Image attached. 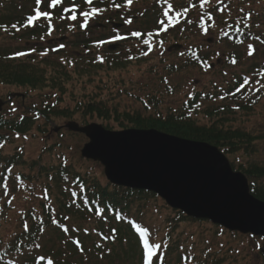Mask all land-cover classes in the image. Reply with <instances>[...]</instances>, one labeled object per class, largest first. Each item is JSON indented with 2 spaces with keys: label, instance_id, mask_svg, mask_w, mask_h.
Here are the masks:
<instances>
[{
  "label": "rangeland",
  "instance_id": "1",
  "mask_svg": "<svg viewBox=\"0 0 264 264\" xmlns=\"http://www.w3.org/2000/svg\"><path fill=\"white\" fill-rule=\"evenodd\" d=\"M8 1L0 0V18H3L4 22L9 20L11 14L22 21L26 20V17L33 13L36 4V0H16L14 3H11V0ZM222 2L228 3L229 11L217 12L218 16L214 19L213 28L208 31L199 26L197 18L200 8L193 10L190 13V18L194 21L193 25L185 27L184 24H181L178 28L171 30L169 32L171 34L167 37L169 40L166 43L162 42V46L161 41L155 38L151 42L155 47L154 51L146 50L148 59L145 62H139L142 57L138 51L144 48L139 42H122L115 45L114 48L102 47L99 50L94 49L91 53L82 48H75V42L83 39V36H80L81 31L77 25H74L75 21H62L61 19L54 23L57 31L49 39L37 44L34 42L26 44V40L21 39V32L14 34L1 30L0 53L7 52L6 56L9 57L20 51L34 49L35 55L33 56L41 61L51 58V53L56 51L54 48L63 44V55L52 57V61L55 63H60V57L66 55L69 57L83 55L87 61L103 56L106 60L118 59L127 62L125 68L116 71L103 69L85 78L72 75L68 93L63 98L60 97L63 99V103L60 104L62 109L73 108L74 98L87 100L89 95L90 98L96 96L97 101L104 102L109 108H117L120 112L139 113L143 116L157 115L158 113L166 116L183 105L186 106L187 101L191 100L194 95L203 93L210 94L208 100L205 99L204 103L200 102L202 109L206 111V109H214L217 106L220 108L228 107L230 104L234 105L235 103L228 99L224 100L223 96L235 87L236 79L239 80L242 75L249 76L251 82L255 84L258 82L257 85H261L263 88L258 93V95L262 94L260 100L255 101L257 103L253 106L252 111L241 113L239 116L225 115L224 118L234 121L227 123V126L249 134L254 137L255 141L247 148L250 151L249 154L244 153L242 149L241 152L235 153L233 156L230 155L228 159L236 170L242 173L253 166L264 169V78L260 79V77L254 76L260 72L259 69L263 68L264 43L250 40L235 45L221 40L225 24L229 22L243 23L248 20L246 18L248 13H253L255 18L251 16L250 20L254 19L255 23L259 24L256 33L264 34V0H222ZM153 3V0H140L131 8L121 9L120 14L115 9V11L103 14L93 21L91 27H95L97 23L105 27L93 29V32L95 35L107 38L114 32L122 34L158 30L160 26L153 13L146 15ZM217 3L220 2L211 0L207 8H210L209 6L216 7ZM183 6H189V2L186 1ZM205 6L207 5L205 4ZM116 15L119 17L116 18ZM130 18L133 19L130 24L127 23L121 29L113 28L112 23L122 24ZM146 23L150 26H145ZM165 23L167 24L166 20ZM62 29L64 30L59 32ZM205 30H207V34ZM55 38L56 40H53ZM176 44L183 48H171ZM248 45H252V49H254L252 55L248 54L251 51ZM107 50H111L112 53ZM191 51L195 53L194 58L196 55L208 56L210 68L202 69L190 55ZM230 58H235L236 63L229 64ZM254 66H257L258 71L254 72L256 69ZM54 93L56 92L51 90L39 94L28 93L18 87L0 84L3 115L8 120L14 119L15 115L18 117L19 115L32 116L34 111L50 104V97L52 100H56V97H53ZM13 109L15 110L13 111ZM191 116L193 117V113ZM196 118L201 125H206L209 122L204 114L197 115ZM70 122L71 120L62 119L48 123L42 119L26 135L0 131L1 135L6 136V142L3 147H0V152L3 155L12 156L20 154L28 163L41 160L42 165L49 167H58L61 164L73 166L79 173L96 177V180L106 186L108 181L104 175V167L100 163L82 158L81 151L89 141L84 135L70 132L66 128ZM89 123L100 124L109 131H121L114 118L107 122L97 118L89 119ZM16 170L12 180L6 186L4 199L12 202L9 219L3 230L5 236L8 237L20 227V221L28 204L33 202L32 205L36 206L39 203L36 199L40 198L41 194L45 195L44 189L48 187L50 181V179L38 177V169H36L34 172L37 183L26 186L17 184L16 174L23 173L28 176L33 175L34 172H30L28 167H18ZM260 185L264 188V180L260 182ZM138 205L137 203L135 209ZM140 205H143L145 225L159 233L156 238L159 241L164 235L165 226H169L166 222L175 214L161 200L151 199L147 204L142 202ZM173 233L174 239L178 237L183 242L193 245L198 255L208 253L211 257L220 260L222 264H264V255L262 254L264 241L262 239L236 236L232 232L201 221L183 223L175 228ZM66 254L67 257L70 256L68 252ZM70 262L71 264H121L110 261L108 258L97 257L89 251H87V255H84V258L75 255L70 259Z\"/></svg>",
  "mask_w": 264,
  "mask_h": 264
},
{
  "label": "trees",
  "instance_id": "2",
  "mask_svg": "<svg viewBox=\"0 0 264 264\" xmlns=\"http://www.w3.org/2000/svg\"><path fill=\"white\" fill-rule=\"evenodd\" d=\"M176 1L183 3V0ZM157 13L160 15L159 9ZM10 20L17 22L15 15H12ZM43 32L39 26L33 29L26 28L23 38L27 40L40 38ZM229 35L233 36L232 40L240 37L243 41H248L249 38H253V34L247 33L243 26L237 28L234 24L230 28ZM93 40H96V37L85 38L77 43L75 48L87 49ZM163 40L166 41V37ZM6 53H0L1 85L18 87L28 93L39 94L51 90L56 92L53 95L56 100L50 97V104L36 110L38 114L21 120L19 118L8 120L0 116V131L19 135L29 134L41 118L48 123L65 119L82 125H87L89 119L97 118L107 122L114 118L121 130L155 129L177 137L211 143L229 156L241 152L242 149L244 153L249 154L247 148L255 141L249 134L227 126V123L234 121H229L224 116H239L241 113L252 111L253 105L250 104V100L253 102L259 96L242 95L234 109L223 106L206 111H201L197 104L198 96L190 101L188 106L183 105L166 116L158 113L143 116L139 113L120 112L117 108H109L104 102L97 101L96 96L90 98L89 95L87 100L74 98L73 108L62 109L60 104L68 93L72 75L85 78L103 69L116 71L125 68L126 64L118 59H107L103 63L87 61L83 55L67 57L61 63H55L52 58L41 61L33 57L9 59ZM207 59L208 56L205 57V61ZM239 83H243V80L240 79ZM202 114L206 115L209 124H199L196 116ZM5 142L6 136L0 134V145ZM0 166H2L0 264H44L46 257L53 259L55 264H71V258L75 255L84 258L87 251L97 257H107L110 261L121 264H141L140 237L132 227V221L145 227L143 205L140 203L147 204L151 199L158 200L154 194L111 185L103 186L96 177L83 175L73 166L61 164L58 167H49L42 165L41 160L28 163L20 154L4 156L0 152ZM18 167H28L32 173L38 169V177L50 179L48 187L45 188L48 199L41 198L38 209L30 205L21 219L20 227L8 237L3 230L9 219L11 206L8 199L4 200L3 192L6 185L4 183L6 178H12ZM243 172L251 180L252 194L264 201V188L260 185L264 180V169L253 166ZM36 180L34 172L33 175H21L19 183L34 185L37 183ZM137 203L139 205L135 209ZM173 214H175L173 218L166 222L169 226L164 228V235L159 241L161 249L158 250L154 264H161L160 257H163V264H222L208 253L198 255L193 245L183 242L178 237L173 238L175 228L186 222H195L180 212L173 211ZM147 233L152 243L159 236V233L152 228L147 229ZM66 252L69 253V257L66 256ZM39 259L42 260L38 262Z\"/></svg>",
  "mask_w": 264,
  "mask_h": 264
},
{
  "label": "water",
  "instance_id": "3",
  "mask_svg": "<svg viewBox=\"0 0 264 264\" xmlns=\"http://www.w3.org/2000/svg\"><path fill=\"white\" fill-rule=\"evenodd\" d=\"M67 128L90 139L82 156L104 165L110 183L151 191L190 217L264 237V203L218 148L157 130L112 132L76 123Z\"/></svg>",
  "mask_w": 264,
  "mask_h": 264
},
{
  "label": "snow or ice",
  "instance_id": "4",
  "mask_svg": "<svg viewBox=\"0 0 264 264\" xmlns=\"http://www.w3.org/2000/svg\"><path fill=\"white\" fill-rule=\"evenodd\" d=\"M166 2H167V0H166ZM217 2H222V0H217ZM36 3H37V5H40L42 3V0H36ZM62 3H63V0H51V5L50 6H51L52 9H55L57 6L61 5ZM85 3L88 4V5H93L94 4V0H85ZM127 3L129 5H131L132 4V0H127ZM206 3L207 4H210L211 3V0H204V2L201 3L199 6L201 8H203ZM195 6L196 5L194 4L193 7H195ZM116 7L119 8L120 5L119 4H116ZM226 7L227 6L225 5L224 8H220L219 10L221 12H223ZM168 8L169 9L172 8V5L170 3L168 4ZM34 11H35V14L34 15H30L28 17V25L33 24L34 22H36L37 20H39L41 18H45V19H47L49 21L52 19V15L48 11H41L39 7H37ZM65 11H68V12H72L73 13L71 16L68 17L69 19H71L73 21L77 20V15L75 13L78 11V9L75 6V0H73V3H72L71 6L65 8ZM99 11H100L99 9H97L95 6H93V7H91V11L90 12L89 11H83V12H81L80 15H82L83 16V19H84V23L81 25V27L82 28H87L89 19L92 16L97 15ZM183 11L186 13L188 11V9L185 8ZM164 15L165 16H168V12L165 11L164 12ZM207 15L209 16V19H212V16H211L210 13H207ZM61 18L63 19L64 17L61 16ZM249 19H250V16H249ZM131 22H132L131 20H127L126 21V23H129V24ZM159 23L162 24V25H164L165 31H166L167 30V27L169 25H173L174 26V19H173V17H170L169 16L167 24H165V22L163 20L159 21ZM28 25H25V26H28ZM12 27L13 28H16V25H12ZM17 30H19V29H17ZM238 31H239V29H238ZM205 33L207 34V30H205ZM50 34L51 33H49V35ZM131 36L139 38V37L142 36V33L139 32V31H134V32L131 33ZM148 37L149 38L148 39H145L143 41V43L144 44H147L149 46V48H151L150 40H151V37H152V33H149L148 34ZM127 38L128 37H125V36H122V35H116V36L112 37L110 41H99L97 43H98V45H100V44H103V43L124 40V39H127ZM257 39H259V38L257 37ZM262 42H264V41H262ZM161 46H162V42H161ZM60 47L63 48L64 45L61 44ZM248 47H249V49H251V51H249L248 54L249 55H252L254 49H252V45H248ZM33 51H35V50L33 49ZM143 54L144 55H148L147 52H144ZM24 55H26V53H24V52L17 53V56H24ZM233 63H235V60H233ZM248 83H249V81L246 78L245 81H244V83L241 85V88L244 87L245 85H247ZM237 91H240V88H238ZM257 91H259V89H257ZM14 110L15 109H13V111ZM0 147H3V145H0ZM140 235H141L142 242H143L144 264H154V256L156 255L157 251L161 249V244L160 243H156V242L150 243L149 242L148 233H147V230L146 229H141L140 230ZM76 243L79 246V242L77 241ZM82 250L83 249H81V251ZM159 259L161 260V264H163V257H160ZM49 264H52V261H49Z\"/></svg>",
  "mask_w": 264,
  "mask_h": 264
}]
</instances>
